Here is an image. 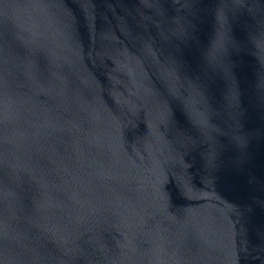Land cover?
Listing matches in <instances>:
<instances>
[{
  "label": "water",
  "instance_id": "obj_1",
  "mask_svg": "<svg viewBox=\"0 0 264 264\" xmlns=\"http://www.w3.org/2000/svg\"><path fill=\"white\" fill-rule=\"evenodd\" d=\"M0 264H264V0H0Z\"/></svg>",
  "mask_w": 264,
  "mask_h": 264
}]
</instances>
